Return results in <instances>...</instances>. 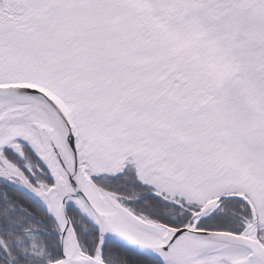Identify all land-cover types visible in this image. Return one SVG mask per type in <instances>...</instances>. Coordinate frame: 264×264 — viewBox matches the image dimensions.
<instances>
[{
    "label": "snow or ice",
    "instance_id": "obj_1",
    "mask_svg": "<svg viewBox=\"0 0 264 264\" xmlns=\"http://www.w3.org/2000/svg\"><path fill=\"white\" fill-rule=\"evenodd\" d=\"M0 264H264V0H0Z\"/></svg>",
    "mask_w": 264,
    "mask_h": 264
}]
</instances>
